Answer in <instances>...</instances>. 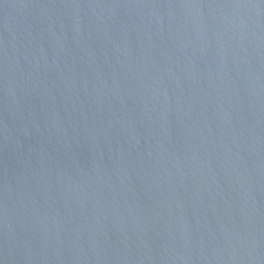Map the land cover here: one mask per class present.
Masks as SVG:
<instances>
[{"label":"water","instance_id":"95a60500","mask_svg":"<svg viewBox=\"0 0 264 264\" xmlns=\"http://www.w3.org/2000/svg\"><path fill=\"white\" fill-rule=\"evenodd\" d=\"M0 264H264V0H0Z\"/></svg>","mask_w":264,"mask_h":264}]
</instances>
